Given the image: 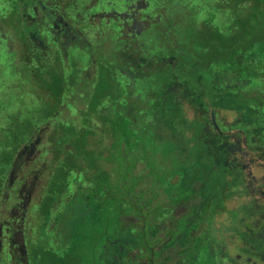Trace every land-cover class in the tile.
Segmentation results:
<instances>
[{
	"label": "rangeland",
	"instance_id": "374dc122",
	"mask_svg": "<svg viewBox=\"0 0 264 264\" xmlns=\"http://www.w3.org/2000/svg\"><path fill=\"white\" fill-rule=\"evenodd\" d=\"M100 1L55 0L54 2L60 4L70 17L69 19L79 26L82 25L81 21L84 22L85 17L88 18L92 13L98 12L97 7ZM145 1L149 2V8L146 10L151 14V18L148 28L139 38L135 37L138 38L137 41H132V54L148 58L150 64L146 65V72L142 75L138 73L137 81L131 83L130 69L132 70L134 65L131 63L133 66H128L127 62V66L123 69L124 64L119 50L124 45L119 39L123 38L118 36L114 26H109L102 31L104 25L102 26L103 21H101L99 24L102 28L98 29L94 36H90L89 29L87 30L88 42L83 41L69 46L68 56L64 51L61 53L57 51L59 53L57 56V53L54 54V47L39 49L23 30L22 10L19 7L23 0H0V204L5 187L4 181L11 179L7 192L10 198L5 206L6 211L22 204L18 198L19 192L24 188L21 198L25 200L32 179V175L21 178L17 170L10 174L5 172L6 165L12 159L17 160L16 164H19L20 154L25 156L36 138L35 128H46L44 124L46 119L54 125L59 124L66 128L64 114L69 111L71 114L77 112V106L73 102L66 104L65 100L64 108H59L57 113L59 118L55 120L49 118V115H54L57 111L54 93L62 90L60 85L64 81V84L70 85L64 96L69 100L77 93L84 92L85 85L82 79H89L92 82L89 103L91 108L99 109L102 104L109 101L113 104L124 103V99L131 95L136 97V100H131L125 107L132 111L131 116L132 114L139 116L138 130L144 132L147 137L154 135L153 122L150 121H153L157 113L155 100L158 99L166 105L165 113L167 118H170L172 126L171 137L162 139L158 146L164 149V152H168L187 145L192 159L187 165H176L175 168L160 160L153 167L154 171L146 175L153 178L155 182H160L163 192L167 195L175 193V198L170 199L172 202L181 198L183 193L182 190L165 184L166 178L172 173L182 177L186 175L185 184L188 186L205 182L207 186L204 189L210 190L212 182L219 178L222 172L219 165L211 160L212 156L205 154L206 145L204 139L200 137V130L206 121V116L196 112L187 100L182 101L187 91L195 92L193 96L196 97L200 89L207 87L206 93H209L208 89L214 81L213 75L215 76L214 71L217 69L221 73H227V75H220L219 78L220 92L222 91L226 103L233 101L234 98L242 107L249 108L250 104L255 103L260 116H264V56L251 57L259 51L264 53V44H260L264 41V32L252 36L245 43L242 39L243 29L237 25L239 21L250 16V8L254 0ZM46 2L49 3L50 0ZM132 2L135 4L136 0ZM31 14L33 15V11ZM99 19L96 16L94 23H98ZM141 23L143 25L146 21ZM137 25L130 31L128 26L126 34L134 38V33L138 29ZM32 27L35 30L38 29L37 22L32 23ZM230 27L233 29H229ZM232 31L236 38L239 36L238 39L230 36ZM49 33L51 34V32L41 33L48 44L52 36ZM233 50L236 52L237 59L241 62L243 58L245 59L243 63H238L236 58L231 59ZM170 56H175L174 60ZM248 58H250L249 61ZM156 65L162 72L155 71ZM175 66L176 68L170 70ZM201 74L204 76L202 85L199 81ZM228 74L234 75V82L241 81L242 97L236 96L237 92L232 85L224 84V82H231L227 77ZM172 79L175 85H171L170 92L165 97L157 93L155 98L154 93L159 92L164 83H171ZM47 82L51 84L47 85ZM125 90L131 91L129 95H126ZM210 92L212 93V89ZM76 101L81 107L82 103ZM215 107L218 108L217 104H214ZM218 117L220 122L224 120L234 124L236 114L231 111H220ZM255 121L257 125L262 123L258 119ZM79 124L82 125V119ZM81 130L86 129L81 128ZM188 130L189 132H186ZM40 141H44L38 147L40 158L43 160L48 154L47 148L50 145L45 140V135ZM79 145L82 146L83 143L80 142ZM23 151H25L24 154H22ZM176 179L177 176L170 178L172 182H176ZM23 184L26 186L24 187ZM153 205L157 207L159 204L155 202ZM2 208L0 206V211ZM5 218L10 222V215L7 214ZM1 232L0 260H5L8 264L11 258L9 234L3 224ZM140 237L142 235L139 234V240H141ZM54 250L57 253L61 252L56 247ZM47 261L54 264L58 262L53 255ZM140 262L146 264L145 259Z\"/></svg>",
	"mask_w": 264,
	"mask_h": 264
},
{
	"label": "trees",
	"instance_id": "16d2710c",
	"mask_svg": "<svg viewBox=\"0 0 264 264\" xmlns=\"http://www.w3.org/2000/svg\"><path fill=\"white\" fill-rule=\"evenodd\" d=\"M19 7L22 10L23 5ZM250 11L248 18L237 23L243 29L242 39L245 43L252 36L264 32V0H254ZM233 34L232 31L230 36L235 37ZM262 43L264 44V41L260 44ZM234 50L231 53L232 60L236 58ZM262 56L264 53L259 51L251 57ZM170 58L173 59L175 56ZM237 58V62L240 63L241 60ZM132 59L133 63L137 62L140 71L138 57ZM244 61L243 58L241 63ZM147 64H150L149 60ZM172 69L174 67L170 70ZM214 72L216 78L212 82V93L216 96L212 97L213 104L220 102L221 83L219 82L221 72L217 69ZM203 79L204 76L201 74L199 76L201 85ZM64 82L60 85L62 90L54 93L57 111L54 115H49V118L54 120L59 118L57 113L59 108H64L65 100L66 104L73 102L77 106V112L71 114L69 111L64 114L66 128L62 127L63 125H54L48 122V119L45 120L47 130L44 135L50 145L46 157L42 160L39 148H36L37 152L35 155L32 153L33 156L28 160L22 159L20 154L18 158L22 161L20 164H16L17 160L12 159L6 165L5 172L9 174L17 169V174L20 173L21 178L32 175L25 200L21 198L22 192L17 195L22 201L18 220L14 219L17 207L13 206L10 211L5 209L10 198L7 192L11 179L4 181L5 187L0 204L3 207L0 211V249L1 225L8 222L5 218L8 214L11 217L8 224L11 258L8 264H54L47 261L52 255L56 257L57 264H116V260L124 253H137L138 246L144 247L150 254L153 253L154 259L156 255H164L170 261L176 259L180 247L179 237H175L163 247L165 254H159L156 248L164 239L150 238L155 233L153 228L155 220L152 209L145 207L155 203L163 194L161 183L146 175L154 171L156 162L161 160L175 168L176 165L184 166L181 164L183 157L191 158L187 145L168 152H164V149L158 146L162 139L171 137L172 126L170 118H167L165 113L166 105L158 99L155 100L157 113L153 121H150L153 122L154 135L147 137L144 132L138 130L139 116L135 114L131 116L132 111L125 109V103L113 104L109 101L102 104L99 109L84 107L81 110L76 103V100L80 101L78 93L69 100L64 97L70 86ZM49 84L51 83L47 82V85ZM171 85H175L174 80L169 84L164 83L153 96L157 98V93H160L165 97L170 92ZM206 89L207 87L200 89L196 97L193 96L195 92L187 91L191 95L190 103L198 104L201 110H207L209 104L206 100L208 94ZM91 92L92 88L86 90L83 104L90 103ZM132 100H136V97ZM81 119L82 125L79 124ZM84 127L85 132L81 130ZM38 135H41V139L44 138L43 132ZM200 137L205 140L203 136ZM43 142L41 141V144ZM80 142L83 143L82 146L79 145ZM215 151L216 149L210 152L205 148L206 155H221ZM185 180L186 175L183 176L179 189L183 191L179 199L186 197L185 193L188 191L184 188ZM187 187L198 189L199 184ZM194 198L196 195L190 199ZM127 205H132V212L130 208H123ZM186 205L181 204L183 207ZM178 213L177 211L175 216ZM133 227L142 235L141 240H137ZM55 247L61 252H55ZM0 255L2 256V252ZM0 264L7 262L0 260Z\"/></svg>",
	"mask_w": 264,
	"mask_h": 264
},
{
	"label": "flooded vegetation",
	"instance_id": "af4514ba",
	"mask_svg": "<svg viewBox=\"0 0 264 264\" xmlns=\"http://www.w3.org/2000/svg\"><path fill=\"white\" fill-rule=\"evenodd\" d=\"M54 1L50 0L47 3L46 0H23L22 2L23 30L30 40L37 44L39 49L54 47L55 55L56 53L57 56L59 55L57 51L60 53L64 51L68 56L69 46L83 41L88 42V29L90 36H94L103 25L102 31H105V28L109 26H114L118 36L123 38L122 40L119 39L124 43L123 47L119 49L120 58L124 64L123 69L127 66V62L128 66L134 65L133 69H130V82L137 81L136 75L138 73L142 75L146 72L148 58L132 54V41H137L149 26L151 14L146 10L149 8V2L136 0L134 4L132 0H101L97 7L98 12L92 13L88 18L85 17L84 22L81 21L82 25L76 26L60 4ZM31 11H33V15ZM96 16L100 18L98 23H94ZM101 21H103L102 26L99 24ZM141 21H146V23L142 25ZM35 22L38 24L36 30L32 27V23ZM136 25L138 29L132 38L126 34V30L128 26L130 31ZM43 32H51L50 44L46 43V39L41 34ZM133 56L139 59L137 60L140 64V71H138L137 62H132ZM94 62L96 63V60ZM155 68L156 72H162L158 65ZM224 74L227 75L226 72ZM213 77L216 78L214 75ZM227 77L231 82H224V84L232 85L237 92L236 96L242 97L241 81L234 82L233 74ZM82 82L85 87L84 92L79 94L82 104L81 107H78L81 110L84 107H90L89 104H83L82 100L86 90L92 88V82L89 79L83 78ZM211 89H213L212 84L206 96L209 103L207 110H201L198 104L190 103L191 95L188 93L184 95L182 101L187 100L196 112L206 116L200 135L205 138V148H208L210 152L216 149V154L217 152L221 154L220 156L210 155L212 156L211 160L215 161V164L222 169L219 178L212 182V189L210 190L204 189L207 186L205 182L199 183L198 189H187L186 197L173 202L170 199L175 198V193L167 195L162 192L163 194L156 199L157 204H159L157 207L153 204L145 206L146 209H152L155 220L153 226L155 233L150 238L164 239L156 250L159 254H165L163 247L175 237H179L178 257L170 261L164 255H156L154 259L153 253L150 254L144 247L138 246L136 247L137 253H124L116 260V264H142L140 261L144 259L146 264H264V116H260L259 110L255 108L257 106L255 103L250 104L249 108L248 106L242 107L235 98L226 103L222 91L219 94L220 102L215 103L218 108H214L212 97L216 94L211 93ZM125 91L126 95L131 92ZM133 97L131 95L125 98V105ZM125 109L127 108L125 107ZM127 111L130 110L127 109ZM220 111L235 112V123L230 124L224 120L220 122L218 120ZM256 119L262 122L261 125L256 124ZM37 129V131L35 130L37 135L30 150L26 152L25 156L22 155L25 160L35 155L36 148L41 144V136L38 134L45 132L47 127ZM24 153L25 151L22 152V154ZM191 159L183 157L181 164L185 166ZM174 176H177L176 182L170 180ZM182 180L183 177L179 174H171L166 178V185L168 187L174 186L179 190ZM34 184L35 182L32 185ZM23 185L26 186V184ZM185 187H187L186 184H184ZM193 195H196V198L191 200ZM181 204L187 205L183 207ZM15 207L21 210V204L19 207ZM22 207L24 209L25 204ZM123 208H130V212L133 211L132 205ZM177 211L179 213L175 216ZM19 218L20 214L17 211L14 219L18 220ZM8 224L10 222L4 226L10 235V225ZM133 228V233L139 241V233L136 227Z\"/></svg>",
	"mask_w": 264,
	"mask_h": 264
}]
</instances>
